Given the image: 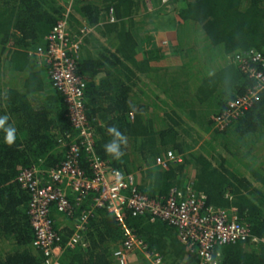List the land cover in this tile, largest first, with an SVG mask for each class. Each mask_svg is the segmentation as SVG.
<instances>
[{
  "label": "trees",
  "instance_id": "trees-1",
  "mask_svg": "<svg viewBox=\"0 0 264 264\" xmlns=\"http://www.w3.org/2000/svg\"><path fill=\"white\" fill-rule=\"evenodd\" d=\"M68 9L71 35L90 29L82 37L77 74L86 82L83 102L97 156L110 168L133 174L136 191L157 202L171 189L191 190L205 195L206 206L236 208L239 221L259 243L219 247L217 264H264V91L224 129L214 128L212 121L256 85L236 57L264 53V0H173L166 5L160 0H0V115L7 114L17 128L12 146L4 143L0 130V264H45L42 251L33 247L30 194L18 174L31 167H58L67 157L61 141L76 137L47 65L33 55L46 46L45 36ZM169 9L176 14L169 27L173 46L172 52H163L139 26L147 12L163 15ZM171 55L173 68L155 66ZM144 74L153 83L159 76L166 87L155 91L140 80ZM178 110L210 141L201 143L198 129ZM111 126L127 137L120 160L104 151ZM168 151L182 156V162L163 168L159 161ZM79 165L88 170L82 158ZM92 198L76 204L70 197L71 214L50 213L62 247L80 216L89 213L81 231L85 246L64 249L60 264H115L112 254L125 230L112 214L94 208ZM123 222L165 264H195L193 247L180 240L175 227L129 211ZM132 256L136 264H146L140 252Z\"/></svg>",
  "mask_w": 264,
  "mask_h": 264
},
{
  "label": "built area",
  "instance_id": "built-area-1",
  "mask_svg": "<svg viewBox=\"0 0 264 264\" xmlns=\"http://www.w3.org/2000/svg\"><path fill=\"white\" fill-rule=\"evenodd\" d=\"M171 1L160 0L163 5ZM68 13L69 9L45 36L46 46L37 48L33 55L47 65L52 86L66 104L76 137L67 142L61 141L67 157L58 167L47 170L31 167L18 174V182L30 194L28 214L35 235L33 247L42 251L44 263L60 264L64 249L85 246L81 231L84 230L88 212L80 216L63 247L50 213L71 214L73 207L69 198L73 197L78 204L88 195H93L94 208L112 214L125 230L121 245L112 254L115 264H130L132 254L136 252L142 254L146 264H165L160 254L146 251L143 242L124 225L125 211L132 216L148 213L175 227L180 240L193 247L197 264H217L220 253L216 249L224 245L248 240L259 243L258 239L251 237L248 226L239 221L236 208L206 206L205 195L191 190L183 193L171 189L164 201L157 202L136 191L133 174L112 169L97 156L83 102L86 82L77 74L82 37L88 28H83L81 36L71 35L67 25ZM110 14H113L112 10ZM236 62L243 73L255 80L256 85L243 97L230 102L229 109L222 115L213 117L214 128L218 130L224 129L230 120L250 107L258 93L264 91V53L245 52L236 57ZM80 158L87 162V171L80 167ZM181 162L182 156L168 151L159 164L166 168L171 163Z\"/></svg>",
  "mask_w": 264,
  "mask_h": 264
},
{
  "label": "rangeland",
  "instance_id": "rangeland-1",
  "mask_svg": "<svg viewBox=\"0 0 264 264\" xmlns=\"http://www.w3.org/2000/svg\"><path fill=\"white\" fill-rule=\"evenodd\" d=\"M150 6V5H149ZM68 8V7H67ZM176 17V14L171 11L169 9V13L168 14H159V15H155V13L149 15V13L147 12V15L145 14V18L142 19L141 24L139 26L143 27L142 31L143 33H146L147 35H152L155 38V41L157 43V46H159L163 52L170 50L172 52V39L174 36V31L170 30L169 27L172 25V23H170V21ZM175 58L171 55L169 57H164V59L157 65H154L156 67H163L165 68V70L169 69V68H173L176 64H175ZM151 67V64H150ZM151 73H149L148 75H150ZM140 80L141 81H145L149 84V86H151L153 89L154 87H157L155 91L160 92V89L163 87L165 88L167 84L166 81H161L160 77L158 76L157 79L155 80V83H153L152 81H150L147 77L146 74H144L143 76H140ZM164 83V84H163ZM160 94V93H159ZM160 96H164L163 94H160ZM167 99V98H166ZM169 105L172 106L173 103H171V101L169 100ZM203 111V110H202ZM209 111V110H207ZM178 113L181 115L183 120H186L187 123H189L191 126H193L199 133V135H201L203 138L200 140L201 143L204 141H210V137L208 136L207 133H205L203 130L201 131V127L196 125L195 123H193L189 117L187 115H185V113L182 110H178ZM197 135V134H196ZM261 141L264 142V138H260ZM262 144V142H260ZM213 146H217L216 151L218 153H221L220 148H218V145H213ZM233 162V161H232ZM233 166L239 168V166L237 165L236 162H233ZM244 173H246V175H248V173L244 170L241 169ZM130 264H136L135 263V259L132 258Z\"/></svg>",
  "mask_w": 264,
  "mask_h": 264
},
{
  "label": "clouds",
  "instance_id": "clouds-1",
  "mask_svg": "<svg viewBox=\"0 0 264 264\" xmlns=\"http://www.w3.org/2000/svg\"><path fill=\"white\" fill-rule=\"evenodd\" d=\"M9 119L10 117L7 114L0 115V130H2L4 134V143L8 146H12L16 141L17 128L14 124L9 123ZM107 134L111 136L112 139L104 145V151L114 159L120 160L124 155L121 148L123 145L127 144V137L123 135L116 126L108 127Z\"/></svg>",
  "mask_w": 264,
  "mask_h": 264
},
{
  "label": "crops",
  "instance_id": "crops-1",
  "mask_svg": "<svg viewBox=\"0 0 264 264\" xmlns=\"http://www.w3.org/2000/svg\"><path fill=\"white\" fill-rule=\"evenodd\" d=\"M90 31V29L88 28V31L87 32H89ZM91 32H93V31H91ZM48 77H49V80H50V76H49V71H48ZM48 82V81H47ZM194 252V251H193ZM196 255V254H195ZM195 264H197V257L195 256Z\"/></svg>",
  "mask_w": 264,
  "mask_h": 264
}]
</instances>
